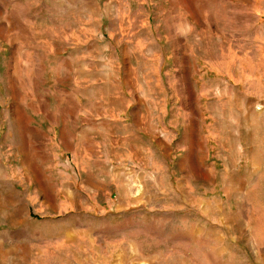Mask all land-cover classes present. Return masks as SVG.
Returning <instances> with one entry per match:
<instances>
[{"label": "rangeland", "instance_id": "rangeland-1", "mask_svg": "<svg viewBox=\"0 0 264 264\" xmlns=\"http://www.w3.org/2000/svg\"><path fill=\"white\" fill-rule=\"evenodd\" d=\"M0 264H264V0H0Z\"/></svg>", "mask_w": 264, "mask_h": 264}]
</instances>
